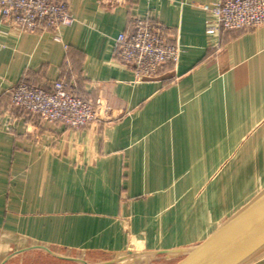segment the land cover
I'll return each instance as SVG.
<instances>
[{
  "label": "crops",
  "instance_id": "0c3cea01",
  "mask_svg": "<svg viewBox=\"0 0 264 264\" xmlns=\"http://www.w3.org/2000/svg\"><path fill=\"white\" fill-rule=\"evenodd\" d=\"M61 1L75 21L60 41L0 21V264L200 244L264 187V25L208 33L217 0H132L129 11ZM130 15L180 50L148 81L114 57ZM56 80L103 97L115 118L74 130L5 110L18 82L51 91Z\"/></svg>",
  "mask_w": 264,
  "mask_h": 264
},
{
  "label": "built area",
  "instance_id": "2783aa9c",
  "mask_svg": "<svg viewBox=\"0 0 264 264\" xmlns=\"http://www.w3.org/2000/svg\"><path fill=\"white\" fill-rule=\"evenodd\" d=\"M104 11L131 8L132 0H94ZM213 17L208 33L252 29L264 25V0H217L205 7ZM0 21L27 32H52L60 41L61 29L75 21L61 0H0ZM131 30L114 41V57L133 70L138 82L154 79L165 65H176L180 50L168 43L167 30L146 18L129 16ZM64 80L51 84V91L18 82L9 90L6 111L23 110L39 122L57 123L69 129L98 125L115 118L114 109L103 97L82 100Z\"/></svg>",
  "mask_w": 264,
  "mask_h": 264
},
{
  "label": "water",
  "instance_id": "95a60500",
  "mask_svg": "<svg viewBox=\"0 0 264 264\" xmlns=\"http://www.w3.org/2000/svg\"><path fill=\"white\" fill-rule=\"evenodd\" d=\"M179 259L175 264H251L264 255V187L193 247L135 253L103 264H132L139 256Z\"/></svg>",
  "mask_w": 264,
  "mask_h": 264
},
{
  "label": "rangeland",
  "instance_id": "374dc122",
  "mask_svg": "<svg viewBox=\"0 0 264 264\" xmlns=\"http://www.w3.org/2000/svg\"><path fill=\"white\" fill-rule=\"evenodd\" d=\"M106 259V257H102L101 258V262H103V261H106L105 260ZM38 261H34V260H29V259H26V260H24L23 262H24V264H67V263H65V262H57V261H55V260H46V261H44L45 259H43V257L42 258H38L37 259ZM108 260V259H107ZM262 261H264V256L262 257ZM14 263V262H13ZM13 263H10V264H13ZM134 263V262H133ZM132 263V264H133ZM136 264H140V263H136Z\"/></svg>",
  "mask_w": 264,
  "mask_h": 264
}]
</instances>
